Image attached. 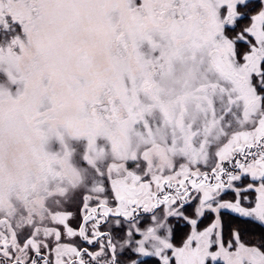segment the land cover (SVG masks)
I'll use <instances>...</instances> for the list:
<instances>
[{
	"label": "snow or ice",
	"instance_id": "1",
	"mask_svg": "<svg viewBox=\"0 0 264 264\" xmlns=\"http://www.w3.org/2000/svg\"><path fill=\"white\" fill-rule=\"evenodd\" d=\"M0 264H264V0H0Z\"/></svg>",
	"mask_w": 264,
	"mask_h": 264
}]
</instances>
